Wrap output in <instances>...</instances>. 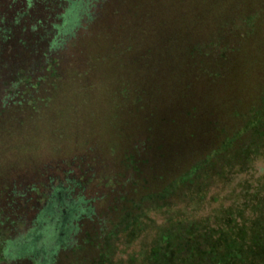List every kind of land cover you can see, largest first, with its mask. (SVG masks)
<instances>
[{"label":"rangeland","instance_id":"1","mask_svg":"<svg viewBox=\"0 0 264 264\" xmlns=\"http://www.w3.org/2000/svg\"><path fill=\"white\" fill-rule=\"evenodd\" d=\"M84 2L65 18L78 25L63 48L51 50L71 83L46 123L18 136L0 129V166L99 172L83 194L107 232L99 250L87 224L66 263L264 264V0ZM123 166H154L157 192L141 201L123 190ZM126 194L142 209L102 211ZM178 242L194 249L185 257ZM27 254L13 264H33Z\"/></svg>","mask_w":264,"mask_h":264},{"label":"trees","instance_id":"2","mask_svg":"<svg viewBox=\"0 0 264 264\" xmlns=\"http://www.w3.org/2000/svg\"><path fill=\"white\" fill-rule=\"evenodd\" d=\"M64 1L0 0L1 132L18 136L32 125L42 124L48 109L56 104L57 96L66 84L71 83L64 71L66 65L60 64L59 58L53 59L51 50L64 45V36L70 35L78 25L73 18H65L74 8L83 10L85 2L80 0L75 6L64 8ZM63 8L65 13L62 14ZM80 42L77 40L76 43L80 45ZM27 54L34 59H29ZM28 60L30 65L26 68ZM72 69L75 70H69ZM26 71H31L30 81L22 88H14V84L21 81V73ZM76 167L81 177L75 176L71 166H0V260L13 264L15 259L34 250V255L27 254L34 257L33 264H56L60 252L65 256L60 261L67 264L66 251L71 248L75 252L77 247L80 248L76 235L87 224L92 232L85 233V236L92 247L100 250L94 240H104L107 231L96 228L97 215L91 200L83 194L85 179L95 180L99 172L96 168H90L93 171L90 173L86 166ZM123 167H127L131 176L128 181H118L123 190L132 187L138 191L136 194L141 193V201L142 197L157 192L152 186L162 176L158 171L154 172V166ZM142 167H147L148 171L141 170ZM107 171L108 168L100 171L104 180L110 179ZM118 176L124 179L126 175ZM133 201L127 194L115 196L113 205L108 202L102 211H118L124 207L126 211L142 209H138L139 204L135 207L133 204L137 201ZM120 213L122 215V211ZM178 245L185 257L192 252V242L187 249L182 243L178 242ZM75 262L79 264V261ZM162 262L161 259L158 264Z\"/></svg>","mask_w":264,"mask_h":264}]
</instances>
